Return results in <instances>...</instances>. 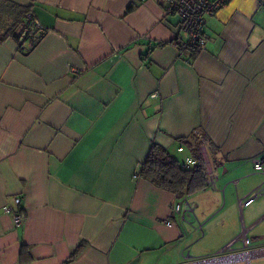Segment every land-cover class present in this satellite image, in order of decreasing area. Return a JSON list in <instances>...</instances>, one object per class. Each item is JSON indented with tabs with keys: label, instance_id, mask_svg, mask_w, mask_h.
Here are the masks:
<instances>
[{
	"label": "crops",
	"instance_id": "crops-1",
	"mask_svg": "<svg viewBox=\"0 0 264 264\" xmlns=\"http://www.w3.org/2000/svg\"><path fill=\"white\" fill-rule=\"evenodd\" d=\"M1 1L29 10L39 40L0 44V264H260L264 0L206 15L198 54L177 49L166 0ZM196 132L213 189L176 198L139 176L152 143L182 164ZM15 197L19 226L2 211Z\"/></svg>",
	"mask_w": 264,
	"mask_h": 264
},
{
	"label": "built area",
	"instance_id": "built-area-1",
	"mask_svg": "<svg viewBox=\"0 0 264 264\" xmlns=\"http://www.w3.org/2000/svg\"><path fill=\"white\" fill-rule=\"evenodd\" d=\"M227 1L228 0H166L164 13L166 16L172 15L178 19L179 31L184 37V39L181 37V35L177 37V49L179 51L192 49L197 54L204 51L206 47V41L203 37L204 18L206 15L214 14L221 6L227 3ZM28 19H30L31 23L30 28L32 29V26L37 28V25L33 19H31V15H28ZM196 138L198 139V145L196 148L193 145L188 147V150L192 156L186 158V160L182 163V168L189 169L199 162L198 160H200L205 178V188L213 189L218 176L216 172H214V168L211 166L207 157L208 143L197 132ZM183 150V146L178 148L179 152H182ZM252 166L255 172L264 175V152L260 157H255L252 159ZM261 195L262 190L254 189L244 197L238 199V204L240 207L248 206ZM21 203L22 199L20 197H15L13 199L12 206L4 205L2 207L3 213L11 216L14 226L22 225L25 222V216L19 210ZM180 206H184L185 210H181ZM172 212L183 221L185 214L193 213V210L192 206L189 205L187 200L182 199L180 203L172 208ZM167 225L170 226L171 223H167ZM242 242L243 246H248L247 239H243ZM228 249L229 245L226 247L225 251ZM251 252L256 254L262 253L264 255V248ZM234 255H238V253L233 255L220 254L217 257H210L208 259L183 264H218L226 260L230 261L231 257Z\"/></svg>",
	"mask_w": 264,
	"mask_h": 264
},
{
	"label": "trees",
	"instance_id": "trees-1",
	"mask_svg": "<svg viewBox=\"0 0 264 264\" xmlns=\"http://www.w3.org/2000/svg\"><path fill=\"white\" fill-rule=\"evenodd\" d=\"M135 6H129L128 12ZM28 9L17 7L0 0V44L8 38L16 41L28 40L31 49L38 42L39 37L33 36L28 19ZM4 14V15H2ZM5 17V18H3ZM166 43L156 46L163 47ZM196 138V137H195ZM195 148L198 142L188 145ZM189 169H183L182 164L166 148L152 143L147 156L139 167L138 174L152 186L182 198L188 194L205 188L204 173L200 160ZM79 245L70 255L68 261L73 259L82 249Z\"/></svg>",
	"mask_w": 264,
	"mask_h": 264
},
{
	"label": "rangeland",
	"instance_id": "rangeland-1",
	"mask_svg": "<svg viewBox=\"0 0 264 264\" xmlns=\"http://www.w3.org/2000/svg\"><path fill=\"white\" fill-rule=\"evenodd\" d=\"M2 15H4V14H2ZM3 18H5V17H3ZM174 157H175V156H174ZM260 264H264V260H262Z\"/></svg>",
	"mask_w": 264,
	"mask_h": 264
}]
</instances>
